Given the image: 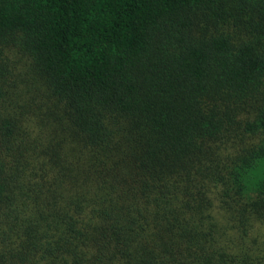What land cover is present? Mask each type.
Returning a JSON list of instances; mask_svg holds the SVG:
<instances>
[{
  "label": "trees",
  "instance_id": "16d2710c",
  "mask_svg": "<svg viewBox=\"0 0 264 264\" xmlns=\"http://www.w3.org/2000/svg\"><path fill=\"white\" fill-rule=\"evenodd\" d=\"M0 264H264V0H0Z\"/></svg>",
  "mask_w": 264,
  "mask_h": 264
}]
</instances>
